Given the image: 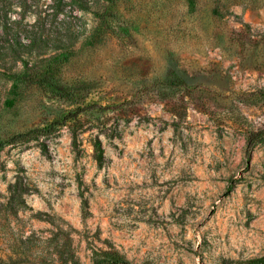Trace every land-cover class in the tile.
<instances>
[{
  "label": "rangeland",
  "instance_id": "1",
  "mask_svg": "<svg viewBox=\"0 0 264 264\" xmlns=\"http://www.w3.org/2000/svg\"><path fill=\"white\" fill-rule=\"evenodd\" d=\"M64 2L54 77L0 60V143L49 129L0 149V264H264V0Z\"/></svg>",
  "mask_w": 264,
  "mask_h": 264
},
{
  "label": "trees",
  "instance_id": "2",
  "mask_svg": "<svg viewBox=\"0 0 264 264\" xmlns=\"http://www.w3.org/2000/svg\"><path fill=\"white\" fill-rule=\"evenodd\" d=\"M64 3V0H0V60L10 58V62L13 60L20 62L19 65L3 63L1 68L5 74L10 75L14 80L26 78L41 84L46 83V78L54 77L62 62L75 51L71 46L62 43L50 44L48 34L44 32L46 27L53 24L51 17L62 11ZM110 7V5L102 7L103 11L99 16L100 22L94 30L95 33L108 26L107 16ZM30 15L36 16L34 22H29ZM118 23V31L126 33L124 21L119 20ZM48 130L35 128L17 133L1 142L0 149L4 144L25 141L38 132ZM258 136V132L251 134L247 141V159ZM121 262L129 264L127 261Z\"/></svg>",
  "mask_w": 264,
  "mask_h": 264
}]
</instances>
